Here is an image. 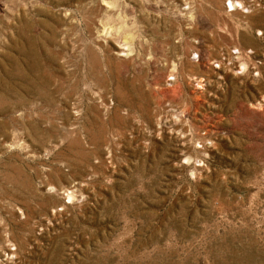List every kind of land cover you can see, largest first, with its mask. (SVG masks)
Masks as SVG:
<instances>
[{
	"label": "rangeland",
	"instance_id": "obj_1",
	"mask_svg": "<svg viewBox=\"0 0 264 264\" xmlns=\"http://www.w3.org/2000/svg\"><path fill=\"white\" fill-rule=\"evenodd\" d=\"M0 264H264V0H0Z\"/></svg>",
	"mask_w": 264,
	"mask_h": 264
},
{
	"label": "bare ground",
	"instance_id": "obj_2",
	"mask_svg": "<svg viewBox=\"0 0 264 264\" xmlns=\"http://www.w3.org/2000/svg\"><path fill=\"white\" fill-rule=\"evenodd\" d=\"M121 47H122V46H121ZM123 47H124V46H123ZM126 51H127V50H126ZM124 54H125V53H124ZM124 54H123V55H124ZM121 55H122V53H121ZM261 101H262V100H261ZM261 103H262V102H261ZM259 104H260V103H259ZM262 106H263V105H262Z\"/></svg>",
	"mask_w": 264,
	"mask_h": 264
}]
</instances>
